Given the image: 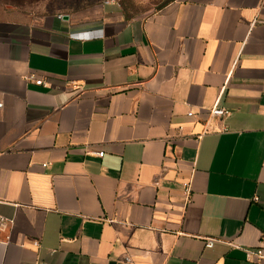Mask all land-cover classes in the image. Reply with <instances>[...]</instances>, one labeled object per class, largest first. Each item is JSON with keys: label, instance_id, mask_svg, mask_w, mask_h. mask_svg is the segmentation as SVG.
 Segmentation results:
<instances>
[{"label": "crops", "instance_id": "crops-1", "mask_svg": "<svg viewBox=\"0 0 264 264\" xmlns=\"http://www.w3.org/2000/svg\"><path fill=\"white\" fill-rule=\"evenodd\" d=\"M97 14L0 16V264H256L264 0Z\"/></svg>", "mask_w": 264, "mask_h": 264}, {"label": "rangeland", "instance_id": "rangeland-1", "mask_svg": "<svg viewBox=\"0 0 264 264\" xmlns=\"http://www.w3.org/2000/svg\"><path fill=\"white\" fill-rule=\"evenodd\" d=\"M106 1L120 4L130 17H144L172 0H0V16L9 10H25L39 14L86 12L93 19Z\"/></svg>", "mask_w": 264, "mask_h": 264}, {"label": "built area", "instance_id": "built-area-1", "mask_svg": "<svg viewBox=\"0 0 264 264\" xmlns=\"http://www.w3.org/2000/svg\"><path fill=\"white\" fill-rule=\"evenodd\" d=\"M98 33V32H97ZM28 81L34 82L37 86H46L47 83L43 79H38L35 75H29L27 77ZM3 105L0 104V108H2ZM230 115V111L224 108H220L218 105H215L211 110L208 111V117L204 121L205 124V130L203 131V135L211 134V133H218V131L213 130L210 127V123L212 120L219 119L223 120L224 118L228 117ZM190 118H197L198 115L194 112L190 111L187 114ZM96 155L99 158L104 157V153L99 152L96 153ZM9 225V222L6 219H3L0 217V231L4 228H6ZM217 242L216 239H207L206 240V248H213L215 243ZM36 246L39 245L38 242L35 243ZM248 259L256 264H264V236L259 244V246L255 249H250L247 251Z\"/></svg>", "mask_w": 264, "mask_h": 264}, {"label": "water", "instance_id": "water-1", "mask_svg": "<svg viewBox=\"0 0 264 264\" xmlns=\"http://www.w3.org/2000/svg\"><path fill=\"white\" fill-rule=\"evenodd\" d=\"M65 19L67 20V19H68V17L66 16V17H65Z\"/></svg>", "mask_w": 264, "mask_h": 264}]
</instances>
